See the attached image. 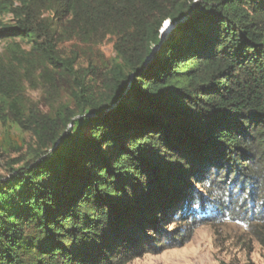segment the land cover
I'll return each instance as SVG.
<instances>
[{"label":"trees","instance_id":"obj_1","mask_svg":"<svg viewBox=\"0 0 264 264\" xmlns=\"http://www.w3.org/2000/svg\"><path fill=\"white\" fill-rule=\"evenodd\" d=\"M0 15V121L36 140L0 178V264H130L221 219L264 249V0H2ZM108 40L105 70L79 65ZM29 87L71 104L40 113Z\"/></svg>","mask_w":264,"mask_h":264},{"label":"rangeland","instance_id":"obj_2","mask_svg":"<svg viewBox=\"0 0 264 264\" xmlns=\"http://www.w3.org/2000/svg\"><path fill=\"white\" fill-rule=\"evenodd\" d=\"M11 19L10 15H0V24H8ZM6 47L7 43L0 41V57ZM65 47L68 50L72 45L67 44ZM114 58L113 42L108 40L81 58L79 65L87 68L88 63L93 62L105 70ZM101 86L99 82L97 91ZM25 100L29 107L40 113L51 111L52 102L55 103L53 105L71 104L65 92L57 94L53 99L42 87H29ZM5 140H11L12 146L7 150L0 147V178L9 174V167L15 161H29L36 148V140L31 133L22 132L11 123L4 125L0 121V144L3 145ZM21 163L14 166L19 167ZM173 228V225H169L167 229ZM130 264H264V249L251 235L249 221L242 218L236 221L221 219L199 226L191 240L182 247L145 253Z\"/></svg>","mask_w":264,"mask_h":264},{"label":"water","instance_id":"obj_3","mask_svg":"<svg viewBox=\"0 0 264 264\" xmlns=\"http://www.w3.org/2000/svg\"><path fill=\"white\" fill-rule=\"evenodd\" d=\"M165 27H166V30L164 32L162 31V37H161L162 43H161V45L164 43L167 35L173 30L174 25L171 22H167V25Z\"/></svg>","mask_w":264,"mask_h":264},{"label":"bare ground","instance_id":"obj_4","mask_svg":"<svg viewBox=\"0 0 264 264\" xmlns=\"http://www.w3.org/2000/svg\"><path fill=\"white\" fill-rule=\"evenodd\" d=\"M166 30V29H165Z\"/></svg>","mask_w":264,"mask_h":264}]
</instances>
